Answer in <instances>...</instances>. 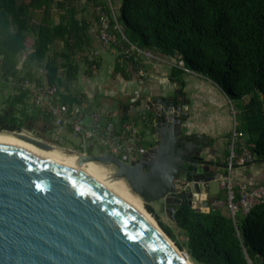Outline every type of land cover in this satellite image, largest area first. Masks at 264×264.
Listing matches in <instances>:
<instances>
[{
    "label": "trees",
    "instance_id": "16d2710c",
    "mask_svg": "<svg viewBox=\"0 0 264 264\" xmlns=\"http://www.w3.org/2000/svg\"><path fill=\"white\" fill-rule=\"evenodd\" d=\"M88 5L95 12L93 19L84 14ZM96 7L109 11L107 0H86L84 7L80 0H0L2 79L56 87L63 105L79 106L78 97L59 91V72L67 70L66 76L72 77L74 59L91 48L90 29L99 22ZM116 8V20L130 43L210 79L236 104L246 146L254 162L264 163V0H120ZM30 34L35 40L28 60L44 63L40 77L26 62L19 67ZM120 57L126 77L141 66L122 53ZM85 59L91 70L99 68L97 57ZM183 72L173 68L174 76ZM19 113L18 123L13 115L0 114V131L20 132L40 115L29 116L25 109ZM145 120L147 125L150 113ZM144 206L176 247L187 251L192 264H264V198L234 219L225 208L205 214L179 207L170 217L185 243L150 204Z\"/></svg>",
    "mask_w": 264,
    "mask_h": 264
},
{
    "label": "water",
    "instance_id": "95a60500",
    "mask_svg": "<svg viewBox=\"0 0 264 264\" xmlns=\"http://www.w3.org/2000/svg\"><path fill=\"white\" fill-rule=\"evenodd\" d=\"M188 102L180 91L148 101L151 120L145 127L153 146L128 162L108 153L64 150L76 153L80 165L114 167L115 177L125 180L144 204L157 203L171 216L182 206L208 214L211 184L223 177L213 170L225 166L207 158L208 143H194L201 137L190 133ZM10 133L43 150L55 147ZM0 264L185 263L133 209L97 182L41 156L0 146Z\"/></svg>",
    "mask_w": 264,
    "mask_h": 264
},
{
    "label": "crops",
    "instance_id": "0c3cea01",
    "mask_svg": "<svg viewBox=\"0 0 264 264\" xmlns=\"http://www.w3.org/2000/svg\"><path fill=\"white\" fill-rule=\"evenodd\" d=\"M119 5L120 0H116V7ZM86 17L93 19L94 16L91 14L86 15ZM90 35L92 46L90 49H86L84 53L78 54L74 59L75 71L71 73L72 77L66 76L67 70H60L59 72L62 80L59 91L62 94L78 97L81 101L80 107L85 113L98 112L101 114L104 125H114L115 129H120L123 119H136L145 111L148 112L145 110L148 101L171 96L176 91H180L189 101L186 109L192 123L190 133L201 137L197 138L195 142L203 141L210 145L206 149L208 158L215 160L225 158L228 152L233 120L230 111L231 105L227 96L214 82L192 71L174 76L173 68L175 66L173 65L176 63L172 58L160 55H157L159 60L145 57L140 59L141 66L139 68L144 71V76H140L137 69L136 72L131 71L126 77L124 71L121 70L124 64L120 53L113 46H102L98 37L96 22H93L91 26ZM34 40V35L30 34L26 41V50L20 58L19 67L26 62L27 67L37 77H40L45 73L44 63L28 60L29 54L33 50ZM56 49L60 51L61 45H58ZM95 53L100 66L94 71L89 68L85 55L90 56ZM20 82L17 78L0 81V114L10 113L13 115L20 110L22 105L28 104V100L32 99L28 94L23 98L24 92L20 89ZM44 114L46 116V113ZM44 114L40 113L34 120V124L39 129H51L54 124L53 122L51 124L46 122L43 117ZM112 118L113 120H110ZM106 119L110 120V123L107 124ZM60 131L65 130L59 129ZM147 134V136L144 134L142 136V138L148 139L146 141L149 145L146 149L152 147L154 141L152 135ZM213 171L220 170L214 169ZM224 171L221 173H225ZM233 177L235 182L246 183L250 188L264 187V163L253 162L238 168L233 172ZM223 191L225 193L223 199H225L226 192ZM209 200H214V198L209 197ZM157 206L161 208L159 204ZM169 223L176 225L171 217ZM168 226L171 227V225Z\"/></svg>",
    "mask_w": 264,
    "mask_h": 264
},
{
    "label": "built area",
    "instance_id": "2783aa9c",
    "mask_svg": "<svg viewBox=\"0 0 264 264\" xmlns=\"http://www.w3.org/2000/svg\"><path fill=\"white\" fill-rule=\"evenodd\" d=\"M107 2L109 11H103L100 7H96V14L99 20L98 37L102 46H113L119 49L120 53L127 59H132L139 63L142 57L159 60L155 53L140 49L128 41L116 20L117 15L112 3L109 0ZM96 56V53L92 54L89 56V59L91 60ZM173 66L181 68L184 72H190V70L177 64ZM138 73L140 76H144L145 74L140 68H138ZM1 80L2 76L0 73ZM20 89L23 92H27L34 102H38L43 106L45 112L52 118L54 127L79 136L82 144L86 146L85 148H89L90 145L94 146L96 142H99L105 148V151L99 154L108 153L115 158H118L116 156L118 154L128 157L130 153L134 154L138 150L139 131L136 130L133 124H125L120 129L106 126L103 124L101 114L98 112L91 113L89 116L90 120L87 123L84 111L79 106L69 108L60 102L56 87H49L47 85L38 86L32 81L24 80L20 82ZM146 110H148V106H146ZM231 115L233 122L229 136L228 152L224 161L225 173L220 180V186L225 190L226 197L225 199L211 200L209 208L210 210L225 208L234 219L240 212L247 214L254 205L264 198V187L259 186L252 189L246 183H238L234 180L233 172L238 168L252 164L254 162V155L246 146L244 135L239 130V124H237V120L235 119L236 114L232 110ZM142 119L145 120L146 117L143 116ZM14 133H21L36 138L35 134L26 128L20 132L14 131ZM76 153L88 155L86 151Z\"/></svg>",
    "mask_w": 264,
    "mask_h": 264
},
{
    "label": "rangeland",
    "instance_id": "374dc122",
    "mask_svg": "<svg viewBox=\"0 0 264 264\" xmlns=\"http://www.w3.org/2000/svg\"><path fill=\"white\" fill-rule=\"evenodd\" d=\"M109 1L112 3V5L114 7L115 14L117 15L118 14V12H117L118 10L116 8V0H109ZM85 3H86V0H80V7H84ZM85 8H86L85 9V13H84L85 15L88 16V15H91V14L92 15L95 14L94 10L89 5L88 6H85ZM230 105H231L230 111L232 110L233 112H235V114H236L235 119L237 120V124H239V110L236 108V104L230 103ZM76 107H78V106H76ZM79 107H80V105H79ZM19 109L20 110L21 109H25L26 110V114L29 115V116H33L34 113H38V112L41 113V114L46 113L45 110H44V108H43V106L40 103H38V102H34L33 99L28 100V104L22 105V107H20ZM19 109H17V110H19ZM84 114H85V121L88 123L89 120H90V118H89L90 113H85L84 112ZM147 114H148V112L145 111L140 117H138L136 119L126 118L124 120V123L123 124H126V125L133 124V126L136 128V130H139V132H138V138H139V143L138 144H139V148H138V150L134 154L133 153H130L128 157L125 156V155H123V154L116 155L118 158L122 159L123 161H130L132 158L133 159L138 158L140 156V154L142 153L143 149H146L147 146L149 145V143L146 141L148 139L146 137H143L142 138L143 134L147 136L148 135L147 133H149L148 130H147V128L145 127V121L142 119V117L143 116L146 117ZM13 116L15 118L16 123H18L19 120H20V113H19V111H16L13 114ZM46 118H47L48 123L51 124L53 122L52 118L47 113H46ZM106 120H107L106 123L108 124V122L110 120H113V118L110 119V120H108V119H106ZM108 126H110V125H108ZM111 126L113 127L114 125H111ZM140 132H141V134H140ZM35 136H36V138H41L45 142H47V143H49V144H51V145H53V146H55L57 148L63 149V150L64 149H70V150H74L76 152H84V151H86L88 154H94V155L99 154V153L105 151V148L99 142H96L94 144V146L92 147V149L89 150V148H85L86 146L82 144V141H81V139H80L79 136L74 135L71 132H65V131H62V132L60 131L59 132V129L56 128V127H54V126H52L50 130H48L46 133L42 134L41 136H37V135H35ZM97 165H99L102 168H104V170H105V172L107 174V179L108 180H120V181H122L125 184V186L127 187V189L130 191V193H132L135 197H137L140 200V202L142 203L143 206L145 205L144 202L142 201V199L139 196H137L136 194H134L130 190V188H129V186L126 183L125 180L117 179L115 177L114 167L100 165V164H97ZM224 194L225 193L221 189V186H220V181H216V182H214V183L211 184V189H210V193H209V197L210 198H214V199L215 198H220V199H223ZM150 205L156 211L157 215L159 216L160 220L163 223H165L166 225H171V228L174 230V232L177 235L179 241L181 243H185L186 237L182 233L179 232V230H178V228H177L176 225H172V224L169 223V218H170L169 215L170 214L166 213L164 211L163 207L159 208L157 206V203H152ZM144 208H145V206H144ZM179 252L183 256H186L187 259L189 260V257H188V254H187V251L186 250H179Z\"/></svg>",
    "mask_w": 264,
    "mask_h": 264
},
{
    "label": "bare ground",
    "instance_id": "6f19581e",
    "mask_svg": "<svg viewBox=\"0 0 264 264\" xmlns=\"http://www.w3.org/2000/svg\"><path fill=\"white\" fill-rule=\"evenodd\" d=\"M0 146L17 148L41 156L45 159H48L70 169L76 170L79 173L97 182L110 193L119 198L127 206L133 209L140 218L147 222L162 237V239L167 243V245L176 253V255L185 264H192L191 261L186 259L179 252V250L168 238V236L161 230L155 219L144 208L140 200L135 197L132 193H130V191L127 189V187L122 181L108 180L107 174L104 168H102L101 166L92 162H87L80 165V157L76 153L70 154L67 151L57 147H54L51 150H43L8 132H0Z\"/></svg>",
    "mask_w": 264,
    "mask_h": 264
},
{
    "label": "flooded vegetation",
    "instance_id": "af4514ba",
    "mask_svg": "<svg viewBox=\"0 0 264 264\" xmlns=\"http://www.w3.org/2000/svg\"><path fill=\"white\" fill-rule=\"evenodd\" d=\"M188 120H191V118H190V115H189V117H188ZM25 128L26 129H29V130H31L35 135H37V136H41L42 134H44V133H46L47 131H45L44 132V129H46V128H38V127H36L35 126V124H34V121L33 122H31L30 120H28L27 121V123L25 124ZM47 130V129H46ZM0 132H4V130L3 131H0ZM6 132H9V131H6ZM194 143L198 146H205V143L203 142V141H200L199 143H196L195 141H194ZM207 158H208V155H207ZM209 160H213V161H215V162H218V163H221L222 165H224L225 166V163H224V161H225V158H219V159H213V158H208ZM223 170H225V169H220V172H223ZM225 172V171H224ZM223 175H224V173H222Z\"/></svg>",
    "mask_w": 264,
    "mask_h": 264
}]
</instances>
